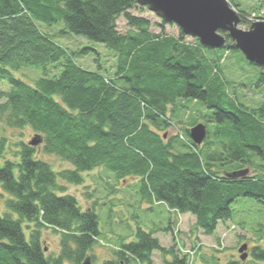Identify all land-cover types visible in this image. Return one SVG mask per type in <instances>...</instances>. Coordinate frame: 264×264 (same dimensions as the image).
<instances>
[{"label": "trees", "instance_id": "16d2710c", "mask_svg": "<svg viewBox=\"0 0 264 264\" xmlns=\"http://www.w3.org/2000/svg\"><path fill=\"white\" fill-rule=\"evenodd\" d=\"M229 1L246 22L245 12ZM138 4L0 0V82L11 86L0 91V121L10 128L31 127L43 138V152L73 166L55 171L37 147L24 142L18 162L5 160L8 141L0 137V187L9 195L0 211V264H83L87 257L94 264L99 215L83 210L66 184H82L83 173L99 167L120 179L139 178L143 198L191 214L205 235L233 216L239 198L264 203V165L255 162V157L264 162V106L242 104L220 66V55L238 50L234 41L223 32L225 46L212 49L199 39L186 42L182 30L178 37L155 33L148 20L130 13ZM120 16L131 27L126 34L118 30ZM60 22L61 34L84 36L113 50V78L77 64L76 57L91 48L70 52L39 25ZM27 66L42 68L37 86L14 75ZM51 66L62 68L55 78L48 77ZM188 99L208 110L201 145L190 138L191 128L188 143L181 134L170 136L169 129L190 108ZM247 167L252 168L247 176L226 175ZM50 228L60 235L56 256L44 245L43 233ZM154 231L139 227L135 240H122L102 264H154L156 251L172 254L171 264H187V257L180 258L174 246L166 250ZM251 257L264 263V247L254 246Z\"/></svg>", "mask_w": 264, "mask_h": 264}, {"label": "rangeland", "instance_id": "374dc122", "mask_svg": "<svg viewBox=\"0 0 264 264\" xmlns=\"http://www.w3.org/2000/svg\"><path fill=\"white\" fill-rule=\"evenodd\" d=\"M234 2L245 12L246 22H243L242 13L235 8L241 17L239 28L249 30L254 22L264 21V0H234ZM130 13L148 20L151 30L155 33H161V30H164L168 35L180 36L181 29L177 24H164V20L148 6L139 3ZM116 23L118 30L123 34L131 30L124 16H120ZM39 25L45 33L50 34L58 44L66 47L70 52L86 47L91 48L88 54L76 57L77 64L88 70L102 71L107 78L114 77L117 57L108 46L91 41L84 36L61 34L59 31L65 27L64 22L52 27L44 23ZM186 36V42L195 43L197 38ZM241 53L240 50H236L230 54L220 55V66L225 78L232 82L231 93L236 95L245 106L259 109L264 106V80L261 81V73H264V69L251 65ZM61 69V66H51L48 77L55 78L60 74ZM14 75L32 86H37L38 80L44 77L42 68L36 66L24 67L14 72ZM10 89L9 82H0V91ZM184 102L190 108L183 111L181 116L179 115L175 126L169 129L170 136L183 133L180 137L187 138L186 130L194 127L191 125L195 121L200 119V123L204 122L203 116L208 110L203 103L192 99L184 100ZM36 133L31 127L10 128L0 121V137L4 136L8 141V148L3 159L18 162L20 144L29 143ZM36 147L39 149V157L49 162L55 171L73 168L70 163L55 155L43 152V143ZM255 162L264 165L258 157H255ZM232 168H234L233 165L227 166L226 170ZM83 177L84 182L80 185L66 184L67 193L77 198L83 210L91 208L99 215L101 234L91 250L94 264H102L104 260L114 257V252L119 248L122 240L134 241L139 227L146 231L155 230L154 236L160 240L161 245L166 250L174 246L180 258L191 250L193 254L189 255V259L191 257L193 264H229L234 261L240 264H264L251 257L254 246L264 247V203L254 198H239L233 204V216L229 220L220 221L214 234L205 235L191 214L169 210L156 200L150 201L143 198L139 178L120 179L116 173L104 170L102 167L83 173ZM0 192H2L0 211H5L4 201L9 195L4 193L1 187ZM26 232L28 236L29 230L26 229ZM43 234L47 254L58 255L60 235L52 228L45 230ZM243 243H247L249 247L246 260L241 259L239 252V247ZM153 259L154 264H171L170 262L173 261L172 254L162 251L154 252Z\"/></svg>", "mask_w": 264, "mask_h": 264}, {"label": "water", "instance_id": "95a60500", "mask_svg": "<svg viewBox=\"0 0 264 264\" xmlns=\"http://www.w3.org/2000/svg\"><path fill=\"white\" fill-rule=\"evenodd\" d=\"M148 6L164 21L177 24L185 35L199 39L208 48L220 49L226 44L227 32L235 46L242 52L249 63L264 66V21H257L249 30L239 28L241 17L229 0H137ZM207 136V127L198 123L190 130V137L196 145H201ZM43 142L36 134L29 142L37 146ZM250 174V169L226 172L230 178H240ZM248 244H243L239 252L246 260ZM83 264H91L87 257Z\"/></svg>", "mask_w": 264, "mask_h": 264}, {"label": "bare ground", "instance_id": "6f19581e", "mask_svg": "<svg viewBox=\"0 0 264 264\" xmlns=\"http://www.w3.org/2000/svg\"><path fill=\"white\" fill-rule=\"evenodd\" d=\"M232 4V3H231ZM169 23V22H168ZM181 29V28H180ZM184 142H186V143H188V141H187V138L186 137H184L183 139H182ZM249 168V167H248ZM250 169V168H249ZM251 172V171H250ZM168 249H170V248H168ZM194 251H196V250H194ZM192 251L191 250H188L186 253H191ZM154 255V254H153ZM153 262H154V259H153Z\"/></svg>", "mask_w": 264, "mask_h": 264}]
</instances>
